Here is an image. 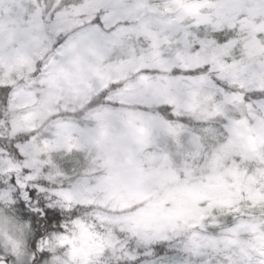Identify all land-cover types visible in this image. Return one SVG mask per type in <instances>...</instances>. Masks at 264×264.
Wrapping results in <instances>:
<instances>
[{
  "label": "clouds",
  "instance_id": "obj_1",
  "mask_svg": "<svg viewBox=\"0 0 264 264\" xmlns=\"http://www.w3.org/2000/svg\"><path fill=\"white\" fill-rule=\"evenodd\" d=\"M0 264H264V0H0Z\"/></svg>",
  "mask_w": 264,
  "mask_h": 264
}]
</instances>
